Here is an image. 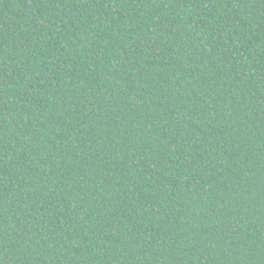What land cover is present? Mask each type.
Wrapping results in <instances>:
<instances>
[{
	"label": "trees",
	"instance_id": "obj_1",
	"mask_svg": "<svg viewBox=\"0 0 264 264\" xmlns=\"http://www.w3.org/2000/svg\"><path fill=\"white\" fill-rule=\"evenodd\" d=\"M0 264H264V0H0Z\"/></svg>",
	"mask_w": 264,
	"mask_h": 264
}]
</instances>
